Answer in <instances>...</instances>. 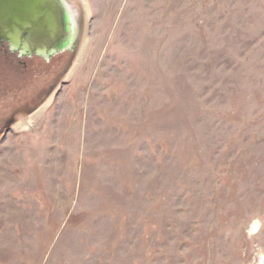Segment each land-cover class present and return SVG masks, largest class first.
Listing matches in <instances>:
<instances>
[{
	"label": "rangeland",
	"instance_id": "obj_1",
	"mask_svg": "<svg viewBox=\"0 0 264 264\" xmlns=\"http://www.w3.org/2000/svg\"><path fill=\"white\" fill-rule=\"evenodd\" d=\"M66 1L0 59V264H264V0Z\"/></svg>",
	"mask_w": 264,
	"mask_h": 264
},
{
	"label": "water",
	"instance_id": "obj_2",
	"mask_svg": "<svg viewBox=\"0 0 264 264\" xmlns=\"http://www.w3.org/2000/svg\"><path fill=\"white\" fill-rule=\"evenodd\" d=\"M77 22L66 0H0V43L44 60L69 51Z\"/></svg>",
	"mask_w": 264,
	"mask_h": 264
},
{
	"label": "flooded vegetation",
	"instance_id": "obj_3",
	"mask_svg": "<svg viewBox=\"0 0 264 264\" xmlns=\"http://www.w3.org/2000/svg\"><path fill=\"white\" fill-rule=\"evenodd\" d=\"M0 47H2L4 51H6L5 54L0 53V59H3L6 62L14 63L18 67H21L22 69L28 68V66L31 62H37V65H40V66H41V63H42V65L45 64V66H47V67H49L50 64H51V67L56 66V65L58 66V64H59L58 60H60L61 59L60 57H62V55L64 54L63 53V54L54 56V57H52L46 61V60H41L40 58L35 57V56H33V57H20L18 53L11 52L6 43H0ZM67 52H69V51H67ZM38 59L41 60L42 62H40ZM40 68H42V66ZM12 119L13 118H10L7 122L8 128L11 127V125L13 124Z\"/></svg>",
	"mask_w": 264,
	"mask_h": 264
}]
</instances>
